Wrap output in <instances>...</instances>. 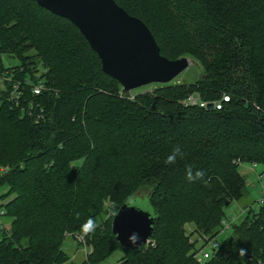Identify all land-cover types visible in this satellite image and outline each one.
I'll return each mask as SVG.
<instances>
[{
    "label": "trees",
    "instance_id": "16d2710c",
    "mask_svg": "<svg viewBox=\"0 0 264 264\" xmlns=\"http://www.w3.org/2000/svg\"><path fill=\"white\" fill-rule=\"evenodd\" d=\"M113 1L144 23L159 54L190 56L201 74L130 98L68 20L34 0H0V70L2 55L14 57L23 72L12 77L44 87L32 95L41 103L35 121L39 109L25 106L29 89L20 88L13 107L9 84L0 82V195L8 197L0 264H62L68 234H87L81 264H101L119 247L112 214L138 190L153 214V243L120 247L117 264H264L262 205L231 221L202 263L182 227L190 222L195 233L217 237L228 220L223 206L246 194L238 161L264 166V0ZM190 94L220 106L186 104ZM177 146L183 157L166 164ZM189 166L203 177L190 182Z\"/></svg>",
    "mask_w": 264,
    "mask_h": 264
},
{
    "label": "water",
    "instance_id": "95a60500",
    "mask_svg": "<svg viewBox=\"0 0 264 264\" xmlns=\"http://www.w3.org/2000/svg\"><path fill=\"white\" fill-rule=\"evenodd\" d=\"M50 13L68 20L99 59L103 73L113 78L122 91L171 82L189 65L186 57L173 60L159 54L151 33L138 18L127 14L113 0H34ZM207 104L206 108H211ZM138 190L121 203L110 221V232L118 245L138 249L153 230L149 208L136 205L143 200ZM150 194V193H149ZM145 196V195H144ZM129 199L133 203H129ZM138 242H129L131 237Z\"/></svg>",
    "mask_w": 264,
    "mask_h": 264
},
{
    "label": "rangeland",
    "instance_id": "374dc122",
    "mask_svg": "<svg viewBox=\"0 0 264 264\" xmlns=\"http://www.w3.org/2000/svg\"><path fill=\"white\" fill-rule=\"evenodd\" d=\"M147 8L150 11H158L157 7H152L150 3H147ZM189 60V65L188 67L183 70L181 73H179L170 83H188V82H193L196 79L199 78L201 74V66L200 64L193 59L190 56H185ZM1 64L3 67H6L7 74L9 76H13L17 73L23 72L22 68L18 65L17 59L11 56L7 55H2L1 56ZM38 73V72H36ZM39 74V73H38ZM36 76V75H35ZM34 79V78H33ZM32 82L40 81L39 79L37 80H32L31 78L29 79ZM152 84H147L144 86H141L139 88L133 89L128 92V96L131 98L134 93L138 91H143V90H150L153 88ZM119 86V85H118ZM120 88V87H119ZM29 89V88H28ZM25 106L30 107L33 105V107H37V109L40 108V101L39 103L35 99V97H32L30 95V90L29 93L25 96ZM41 113L39 112L38 114L36 113L34 120L37 121L38 118H41ZM16 144L18 147L21 148L22 146V138L16 137ZM19 138V139H18ZM18 140V142H17ZM80 159H76L75 163H71V167H73L75 164H79ZM1 172V171H0ZM238 173L239 175L242 176L243 178V185L245 186L246 189V194L244 197L239 198V200H233L230 201L228 204L224 205L222 208L224 217L226 219H233V223H237L239 220H241L243 217H245L247 212L249 215L251 212H257L259 207L261 206V203L259 202L260 197L264 193V166L261 164H254V163H249V162H241L238 165ZM6 188L1 187L0 188V194L4 193ZM8 197L0 195V205H2ZM129 203H133L131 199L128 200ZM136 205L146 209V205L143 202H134ZM111 202L106 201L105 206H109ZM116 211V210H115ZM114 211V212H115ZM113 212V214H114ZM112 214V215H113ZM183 232L187 236L188 240L193 241L194 244L192 246L193 250H196L197 247H201L204 245L201 239V235L195 233V229L192 223L190 222H185L183 225ZM90 230L89 226L87 225L84 228V231L88 233ZM84 232V233H85ZM230 234V229L228 228H222L221 231L218 233L216 237V241L219 242L225 237H227ZM87 236L84 235V237ZM205 236V235H204ZM83 236H79L78 234H68L62 239V244H61V249L65 252L66 255V260L62 264H81L85 260V256H87L90 253V245L88 243H85ZM82 239V242H81ZM153 243V240L151 237L148 239V241L143 244L140 247H147L150 246ZM122 250L120 246H116V250L112 252L104 262L101 264H117L120 258L122 257Z\"/></svg>",
    "mask_w": 264,
    "mask_h": 264
},
{
    "label": "built area",
    "instance_id": "2783aa9c",
    "mask_svg": "<svg viewBox=\"0 0 264 264\" xmlns=\"http://www.w3.org/2000/svg\"><path fill=\"white\" fill-rule=\"evenodd\" d=\"M0 82L2 83H7L8 85V90H7V99L8 101L11 102V106L13 107H18L19 106V100L21 99V89L22 87L29 88L31 95H37L39 91L44 88L41 81H36L32 82L31 80L23 79V80H18L15 79L7 74L6 70H0ZM223 100H226V97L222 98ZM186 104H198L200 107H204L207 105L206 102L200 101L196 95H187L185 99ZM212 106L215 108H219V103H212ZM22 109V108H21ZM23 112H27V109H22ZM40 112V109L38 110ZM38 114V113H37ZM240 162L238 161V164ZM5 170V168H0V171L2 172ZM259 202L261 203L262 206H264V193L259 199ZM4 214L3 208L0 205V228H2L3 223L1 221V216ZM233 221L232 218L228 220H222V225L223 228H227L228 225ZM202 242L204 243L203 246L197 247L196 250L193 251L192 257L193 259L198 262L202 263L206 261L207 259L210 258L211 254L216 250L217 248V241L216 237L212 238H207L204 235H201ZM82 242V239H81Z\"/></svg>",
    "mask_w": 264,
    "mask_h": 264
},
{
    "label": "clouds",
    "instance_id": "9594fccd",
    "mask_svg": "<svg viewBox=\"0 0 264 264\" xmlns=\"http://www.w3.org/2000/svg\"><path fill=\"white\" fill-rule=\"evenodd\" d=\"M183 152L181 151V148L179 146L175 147L172 152L167 156L165 163L166 164H175L177 157H183ZM203 177V171L202 170H196L195 173H193V169L189 166L186 169V178L191 182L194 181L195 179L202 178ZM136 236V239L133 240L131 237L129 238L130 243H137L139 236L138 234H134ZM246 250L241 249L240 253L245 254Z\"/></svg>",
    "mask_w": 264,
    "mask_h": 264
}]
</instances>
